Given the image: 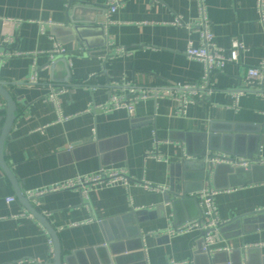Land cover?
I'll return each instance as SVG.
<instances>
[{
	"label": "crops",
	"instance_id": "obj_1",
	"mask_svg": "<svg viewBox=\"0 0 264 264\" xmlns=\"http://www.w3.org/2000/svg\"><path fill=\"white\" fill-rule=\"evenodd\" d=\"M112 1L0 0V53L7 37L13 39L8 50L21 53L0 58V82L17 103L3 155L20 190L28 198L29 191L100 169L123 170L130 177L127 187L94 185L86 194L63 190L31 201L54 228L63 256L78 252L74 264H264V168L243 175L248 184L235 183L214 196L221 221L217 233L233 219L241 223L217 236L213 262L198 252V229L170 231L192 222L189 216L201 210L197 194L214 185L192 193L197 207L179 216L165 201L167 191L185 178L184 162L202 151V135L212 124L258 126L264 138V95L257 88L239 93L247 70L264 66V18L257 0H204L215 46L226 57L234 40L244 50L238 63L213 77L211 95L189 105L183 116L166 97L143 100L132 116L126 109L95 107L128 95L130 87L201 84L202 63L185 54L190 42L200 45V33L173 25L176 18L192 24L197 0H121L110 12ZM71 23L82 32L81 42L66 32ZM56 44L67 50V63L52 69ZM117 49L125 53L117 55ZM69 74L72 84L62 85ZM32 77L35 84L29 83ZM54 90L60 109L47 101ZM5 109L0 96V134ZM262 142L252 164L264 167ZM144 183L163 190L150 191ZM10 197L15 201L8 204ZM29 215L0 168V264L53 262L48 231Z\"/></svg>",
	"mask_w": 264,
	"mask_h": 264
},
{
	"label": "built area",
	"instance_id": "obj_2",
	"mask_svg": "<svg viewBox=\"0 0 264 264\" xmlns=\"http://www.w3.org/2000/svg\"><path fill=\"white\" fill-rule=\"evenodd\" d=\"M121 4V0H114L110 2V12H115L117 6ZM264 0H257V10L264 18ZM197 18L190 23H185L181 18H176L173 25L185 27L189 31L198 30L200 33V45L195 46L193 43H189L187 50L185 52L186 56L190 60H196L203 65V76L202 82L200 85L193 86H181L177 85L173 89H155V88H142V90L135 87H130L128 90V95H114L111 96L109 102L106 105H99L95 107L98 110L103 112H108L111 110H127L130 116L135 112L136 105L143 100L159 98H169L176 102L177 110L176 115L183 116L186 113V109L189 105L197 103L200 99L208 97L213 91V77L224 70V68L229 63H238L239 53L244 50V46L241 45L238 41L234 40L232 45V50L229 56H225L222 51L215 46L213 42V34L208 29L209 19L207 16V11L205 10L204 0H197ZM13 41L11 37L4 39L3 48L4 51L0 53V58L2 57H15L21 55L20 52L8 50V45ZM125 53L124 49H117L116 54L121 55ZM67 50L61 47V45L56 44L54 52L51 54V59L53 60L56 55H66ZM246 83L245 88L239 93H246L250 90H261L257 91L260 94L264 95V66L258 68H249L246 73ZM30 84H35L36 79L32 77L29 81ZM57 91H53L47 98V101L56 105L59 108V102L57 99ZM67 119V118H65ZM151 157L160 159L156 153H150ZM264 163V162H263ZM212 164H228L234 167H242L248 169L251 165L249 160L244 159H234L221 156L213 159ZM131 183L130 177L123 170L116 169H100L98 173L93 174L92 176L77 177L75 180L64 181L62 183H57L50 188L41 189L40 191H29L28 199L32 200L34 203H38L40 197L51 194L58 193V191L63 190H75L79 189L85 194L87 193L88 188L94 185H116L120 184L122 186H128ZM143 187L150 191L160 192L163 188L152 186L150 184L144 183L141 184ZM221 191L216 189H205L197 194L198 200L201 202V217L195 221L188 222L181 225L179 228L173 229L170 231L172 234H180L188 232L192 229H198L200 231V240L203 241L202 248L203 251L207 254L213 253L211 247L215 245L217 241V232L218 228L221 225V221L217 218V211L214 202V196ZM15 201L14 197H10L6 202L12 203ZM29 217L33 218L30 214ZM51 246V257L53 256L54 248L53 241L50 239ZM170 264H178L171 262ZM183 264V263H181Z\"/></svg>",
	"mask_w": 264,
	"mask_h": 264
},
{
	"label": "water",
	"instance_id": "obj_3",
	"mask_svg": "<svg viewBox=\"0 0 264 264\" xmlns=\"http://www.w3.org/2000/svg\"><path fill=\"white\" fill-rule=\"evenodd\" d=\"M66 32L70 35L72 40L81 42L80 29L75 27L72 23L69 25ZM51 68L54 69L56 65L62 63L66 64L67 59L64 55H56L52 60ZM73 80L70 79V74L61 82L62 85L69 86ZM6 83L0 82V96L6 103V116L4 119V125L0 134V168L7 174L13 189L16 192L17 198L31 214L35 220L42 224L48 231L51 240L53 241V262L51 264H74L77 253H72L68 256H63L61 242L58 240L57 234L51 224L43 217L40 210L34 207L32 200L28 199L22 190L18 186V182L8 167L5 156L3 155L4 145L7 142L8 134L14 124L17 112V103L12 99L10 93L6 88ZM61 86V85H60ZM62 90V89H60ZM4 111H0L3 113ZM264 138L261 137V131L258 126H244L235 125L234 123L218 125L217 127L212 124L209 129V133L202 135V148L201 152L196 154L192 159L184 162V168L186 169V175L183 181L179 183V187L171 191H167L165 201L170 203L174 212L179 216L180 212L187 210L188 208L197 207V198L192 196V193L204 188H211L212 184L214 189L223 190L228 189L236 185L248 184L241 181L243 175L251 177L255 175L259 170H262L261 166L252 164L254 155H257L260 146L263 143ZM211 152L210 156H208ZM215 153H223L228 156H236L248 159L251 162L248 170L242 167H234L228 164H212L213 159L218 156ZM225 178V185H220V180ZM249 179V178H248ZM212 183V184H211ZM197 209V208H196ZM196 216H189V221H195L201 217L202 211L198 208ZM246 219V217H244ZM241 223L240 218L233 219L228 226L220 230V234L232 231ZM219 233L216 236H220ZM203 241L199 240L198 252L205 254L213 262V256L207 254L202 248ZM108 264H112L111 262Z\"/></svg>",
	"mask_w": 264,
	"mask_h": 264
}]
</instances>
